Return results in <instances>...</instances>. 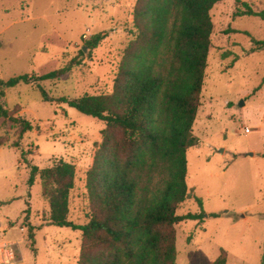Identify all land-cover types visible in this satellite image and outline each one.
<instances>
[{
	"label": "rangeland",
	"instance_id": "1",
	"mask_svg": "<svg viewBox=\"0 0 264 264\" xmlns=\"http://www.w3.org/2000/svg\"><path fill=\"white\" fill-rule=\"evenodd\" d=\"M136 2L0 0V79L41 76L75 59L80 66L42 83L51 98L110 93L124 50L135 38ZM243 2L264 11V0H223L211 11V48L193 127L200 146L187 152L191 198L178 211L203 210L206 217L176 226V264H213L222 250L227 264H264V47L255 50L252 42L264 41V19L237 16L246 10ZM87 30L92 37L103 31L109 36L82 56ZM2 103L10 116L34 127L21 134L19 125L0 117V225L8 229L4 241L15 244V264H78L81 231L48 224L40 177L30 185V172L60 160L73 164L69 220L85 225L86 175L106 124L67 104L45 102L32 84L5 90Z\"/></svg>",
	"mask_w": 264,
	"mask_h": 264
},
{
	"label": "trees",
	"instance_id": "2",
	"mask_svg": "<svg viewBox=\"0 0 264 264\" xmlns=\"http://www.w3.org/2000/svg\"><path fill=\"white\" fill-rule=\"evenodd\" d=\"M221 1L137 0L135 38L124 50L110 93L51 98L42 83L80 66L81 60L75 59L41 76L0 79V117L19 125L21 134L32 131V123L10 116L2 103L5 90L20 84L34 85L45 102L67 104L106 124L86 175L89 221L85 225L69 220L73 164L60 160L42 170L34 166L30 172V185L40 177L42 196L49 205L48 224L81 231L78 264H176V226L206 217L203 210L184 215L178 211L191 198L187 152L200 146L193 127L211 48V11ZM242 5L246 10L237 11V16L264 19V11ZM108 36L103 31L85 47L95 50ZM252 42L255 50L264 47V41L252 38ZM80 54L84 55V48ZM194 199L203 209L202 201ZM29 239L35 243L32 227ZM213 264H227V252L222 250Z\"/></svg>",
	"mask_w": 264,
	"mask_h": 264
},
{
	"label": "built area",
	"instance_id": "3",
	"mask_svg": "<svg viewBox=\"0 0 264 264\" xmlns=\"http://www.w3.org/2000/svg\"><path fill=\"white\" fill-rule=\"evenodd\" d=\"M92 34L90 30H87L82 38L85 41L90 40ZM248 132V129L246 130ZM8 230L6 228H2L0 225V264H15L16 263V253L14 250V243L4 241V233Z\"/></svg>",
	"mask_w": 264,
	"mask_h": 264
},
{
	"label": "water",
	"instance_id": "4",
	"mask_svg": "<svg viewBox=\"0 0 264 264\" xmlns=\"http://www.w3.org/2000/svg\"><path fill=\"white\" fill-rule=\"evenodd\" d=\"M86 50H87V48H86V47H84V52H86Z\"/></svg>",
	"mask_w": 264,
	"mask_h": 264
},
{
	"label": "crops",
	"instance_id": "5",
	"mask_svg": "<svg viewBox=\"0 0 264 264\" xmlns=\"http://www.w3.org/2000/svg\"><path fill=\"white\" fill-rule=\"evenodd\" d=\"M253 156V155H252Z\"/></svg>",
	"mask_w": 264,
	"mask_h": 264
}]
</instances>
